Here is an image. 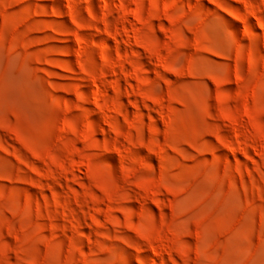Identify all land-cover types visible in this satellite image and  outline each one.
Masks as SVG:
<instances>
[{"label":"rangeland","instance_id":"rangeland-1","mask_svg":"<svg viewBox=\"0 0 264 264\" xmlns=\"http://www.w3.org/2000/svg\"><path fill=\"white\" fill-rule=\"evenodd\" d=\"M0 264H264V0H0Z\"/></svg>","mask_w":264,"mask_h":264}]
</instances>
